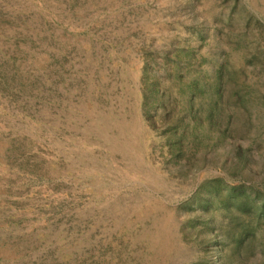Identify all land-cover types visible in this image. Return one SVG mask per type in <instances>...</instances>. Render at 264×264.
Wrapping results in <instances>:
<instances>
[{"label": "rangeland", "instance_id": "rangeland-1", "mask_svg": "<svg viewBox=\"0 0 264 264\" xmlns=\"http://www.w3.org/2000/svg\"><path fill=\"white\" fill-rule=\"evenodd\" d=\"M0 264H264V0H0Z\"/></svg>", "mask_w": 264, "mask_h": 264}, {"label": "trees", "instance_id": "trees-1", "mask_svg": "<svg viewBox=\"0 0 264 264\" xmlns=\"http://www.w3.org/2000/svg\"><path fill=\"white\" fill-rule=\"evenodd\" d=\"M240 187H236V189H239ZM244 191L241 190L240 188V192L239 195H243ZM240 204L242 205V208H247L251 203H248L246 200H243V198L240 197Z\"/></svg>", "mask_w": 264, "mask_h": 264}]
</instances>
